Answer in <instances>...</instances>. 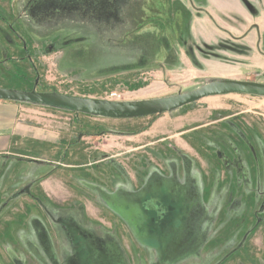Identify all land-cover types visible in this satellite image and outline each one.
I'll use <instances>...</instances> for the list:
<instances>
[{
	"label": "rangeland",
	"instance_id": "374dc122",
	"mask_svg": "<svg viewBox=\"0 0 264 264\" xmlns=\"http://www.w3.org/2000/svg\"><path fill=\"white\" fill-rule=\"evenodd\" d=\"M254 14L253 0H0V87L136 103L264 84ZM21 104L43 140L0 167V264H264V97L135 119Z\"/></svg>",
	"mask_w": 264,
	"mask_h": 264
},
{
	"label": "water",
	"instance_id": "95a60500",
	"mask_svg": "<svg viewBox=\"0 0 264 264\" xmlns=\"http://www.w3.org/2000/svg\"><path fill=\"white\" fill-rule=\"evenodd\" d=\"M230 94L264 97V84L232 80L219 81L184 95L136 103L97 101L58 93L0 88V101L45 105L106 118L135 119L161 115L205 98Z\"/></svg>",
	"mask_w": 264,
	"mask_h": 264
},
{
	"label": "crops",
	"instance_id": "0c3cea01",
	"mask_svg": "<svg viewBox=\"0 0 264 264\" xmlns=\"http://www.w3.org/2000/svg\"><path fill=\"white\" fill-rule=\"evenodd\" d=\"M253 8L254 51L256 50L260 57L262 55L264 57V0H253ZM16 20L19 29L21 26L28 32V27L19 18ZM35 114L36 110L28 105L0 101V167L3 171L16 166L17 161L21 159H28L32 142L43 140L38 138Z\"/></svg>",
	"mask_w": 264,
	"mask_h": 264
},
{
	"label": "flooded vegetation",
	"instance_id": "af4514ba",
	"mask_svg": "<svg viewBox=\"0 0 264 264\" xmlns=\"http://www.w3.org/2000/svg\"><path fill=\"white\" fill-rule=\"evenodd\" d=\"M0 20L1 21H3V22H5L4 20V17H2L1 15H0ZM5 24V23H4ZM24 48V47H23ZM1 52V51H0ZM0 56H1V54H0ZM0 88H4V89H14V90H17L16 89V87H12V86H2V87H0ZM23 91V90H22ZM29 91H33V90H29ZM36 91V90H35Z\"/></svg>",
	"mask_w": 264,
	"mask_h": 264
},
{
	"label": "trees",
	"instance_id": "16d2710c",
	"mask_svg": "<svg viewBox=\"0 0 264 264\" xmlns=\"http://www.w3.org/2000/svg\"><path fill=\"white\" fill-rule=\"evenodd\" d=\"M17 89V88H16ZM17 90H23V91H29V90H27L26 88L25 89H17ZM52 93H54V92H52ZM19 103V102H18ZM61 109H63V108H61ZM78 113H80V112H78ZM156 116V115H155Z\"/></svg>",
	"mask_w": 264,
	"mask_h": 264
},
{
	"label": "built area",
	"instance_id": "2783aa9c",
	"mask_svg": "<svg viewBox=\"0 0 264 264\" xmlns=\"http://www.w3.org/2000/svg\"><path fill=\"white\" fill-rule=\"evenodd\" d=\"M112 97H118V95L117 94H113Z\"/></svg>",
	"mask_w": 264,
	"mask_h": 264
}]
</instances>
